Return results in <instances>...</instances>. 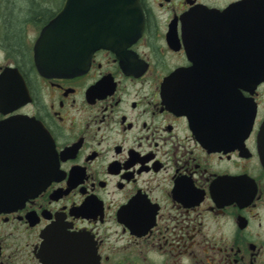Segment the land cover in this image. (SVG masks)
Wrapping results in <instances>:
<instances>
[{
  "label": "flooded vegetation",
  "instance_id": "flooded-vegetation-1",
  "mask_svg": "<svg viewBox=\"0 0 264 264\" xmlns=\"http://www.w3.org/2000/svg\"><path fill=\"white\" fill-rule=\"evenodd\" d=\"M249 1L138 0L140 38L59 77L35 47L66 0H0V200L51 177L0 209V264H264V4Z\"/></svg>",
  "mask_w": 264,
  "mask_h": 264
},
{
  "label": "water",
  "instance_id": "water-1",
  "mask_svg": "<svg viewBox=\"0 0 264 264\" xmlns=\"http://www.w3.org/2000/svg\"><path fill=\"white\" fill-rule=\"evenodd\" d=\"M247 3L264 4V0ZM205 13L210 14L207 17L209 20L225 21L228 18L227 11L218 14L220 16L214 11ZM143 28L144 16L138 0H66L63 9L43 30L36 43L37 67L43 74L59 77L79 74L88 66L95 50L130 46L141 36ZM256 45L262 48V42ZM252 46L255 44L252 43ZM251 61L252 67H260L262 55H252ZM250 78L264 81V74H252ZM259 137L264 158V123ZM39 173L38 178L26 185L5 188L4 194L1 195L7 199L10 196L11 200H0V209L20 206L28 198L42 192L51 177L45 168ZM15 196L18 199H13ZM75 253L78 254L79 251L75 250ZM83 258L95 261V250L86 248Z\"/></svg>",
  "mask_w": 264,
  "mask_h": 264
}]
</instances>
